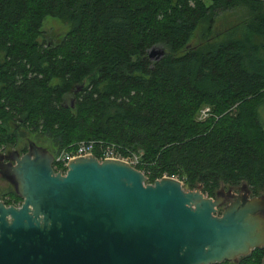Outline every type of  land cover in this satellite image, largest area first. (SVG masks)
<instances>
[{
	"label": "trees",
	"instance_id": "1",
	"mask_svg": "<svg viewBox=\"0 0 264 264\" xmlns=\"http://www.w3.org/2000/svg\"><path fill=\"white\" fill-rule=\"evenodd\" d=\"M47 16L70 26L59 42L40 40ZM263 99L264 0H0V149L26 131L53 154L96 140L138 155L151 183L167 174L209 197L242 184L261 195Z\"/></svg>",
	"mask_w": 264,
	"mask_h": 264
},
{
	"label": "water",
	"instance_id": "2",
	"mask_svg": "<svg viewBox=\"0 0 264 264\" xmlns=\"http://www.w3.org/2000/svg\"><path fill=\"white\" fill-rule=\"evenodd\" d=\"M15 152L0 175L22 202L0 200V264H222L264 245V194L209 197L201 185L151 183L126 161L94 156L56 172L53 153L33 141Z\"/></svg>",
	"mask_w": 264,
	"mask_h": 264
},
{
	"label": "rangeland",
	"instance_id": "3",
	"mask_svg": "<svg viewBox=\"0 0 264 264\" xmlns=\"http://www.w3.org/2000/svg\"><path fill=\"white\" fill-rule=\"evenodd\" d=\"M238 15H239V9L238 8L232 10L231 12L228 11L226 13H222L220 16V19H218V21H217L218 30H222V29L226 28L228 25H230L233 21H235V19L238 17ZM69 29H70V26L64 20H62V19L60 20L59 18H56L53 16H47L43 22V34H42L40 40L41 41H52L55 43L59 42L64 37V35L67 33V31ZM199 39H200V37H199ZM199 39L195 38L193 40V42H194L193 44L197 43ZM163 50L166 51L165 49H163ZM156 58H157V56H154L153 59H156ZM206 107H208V106H206ZM257 117H258V120L261 122V124L264 126V99L261 101V103L257 107ZM11 127H12V129H14V123H12ZM28 140H31V141L35 142V144H38V145H41L42 147L47 148L50 152L53 149V143L50 140H48L42 136H39L37 134L26 131L24 136H20L19 141L17 142L16 145L6 146L5 148H2V150L4 152H6L7 150H18V151L21 150L22 151L23 147L28 146ZM178 179H179V177H178ZM223 188H228V187L223 186L220 190H223ZM238 188H236L235 191H238L237 190ZM186 189H188V188H186ZM12 190H14V189H13V186L11 185V183L9 181H7L6 179H4L0 175V196L6 197V195H7L6 193L9 191H12ZM225 205H226V202L218 208V215H221L222 211L224 210ZM230 264H233V262H230Z\"/></svg>",
	"mask_w": 264,
	"mask_h": 264
},
{
	"label": "built area",
	"instance_id": "4",
	"mask_svg": "<svg viewBox=\"0 0 264 264\" xmlns=\"http://www.w3.org/2000/svg\"><path fill=\"white\" fill-rule=\"evenodd\" d=\"M211 109L210 107H204L198 119L204 120L210 115ZM98 142L96 140H81L79 141L73 148L71 149H61L53 154V168L56 172L61 171L65 173L68 169V165L72 160H75L80 157H89L94 156L97 157L100 161L105 159H115V160H123L130 163L132 166L137 168L139 165V156L138 155H129L121 152L115 145H102L97 149ZM99 150V151H98ZM99 152V156L96 153ZM174 177L177 176H169L167 174H163L162 177ZM157 178V179H160ZM183 182V181H182Z\"/></svg>",
	"mask_w": 264,
	"mask_h": 264
},
{
	"label": "flooded vegetation",
	"instance_id": "5",
	"mask_svg": "<svg viewBox=\"0 0 264 264\" xmlns=\"http://www.w3.org/2000/svg\"><path fill=\"white\" fill-rule=\"evenodd\" d=\"M30 142H31V140H28V146L23 147L22 148V151L21 150L20 151H18V150H7L6 152H4L2 149H0V165H4V166L7 167V166H9L11 164H15L14 157L17 156V153L15 151L19 152V155H23V154L27 153L29 151V148H30ZM38 146H41V145H38ZM229 189H231L234 194H237V195L238 194H247L250 198H252L254 196H260L258 194L256 195L254 193V191L250 187H248L246 184H242L237 189L238 191H235L236 188H227V190L226 189H223V190L228 191ZM9 193H12V191H9ZM261 195H263V194H261ZM8 198H9V196L8 197L7 196L6 197H1L0 196V200H3L5 203H6V201H7ZM233 200H234V197H228L225 202H226V204H229ZM20 204H14V205H20ZM7 205H10V204H7ZM261 248H264V245L261 246V247L255 248V249H261ZM255 249H253L251 251V253ZM251 253H250V255H251ZM248 256H246V257H248ZM240 259L241 258H239L237 260V262H233V263L238 264L240 262ZM263 260H264V258H263ZM263 260H262V262H263Z\"/></svg>",
	"mask_w": 264,
	"mask_h": 264
}]
</instances>
